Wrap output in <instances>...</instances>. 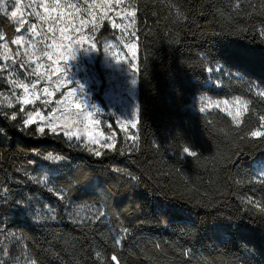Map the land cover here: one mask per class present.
<instances>
[{"label": "trees", "instance_id": "trees-1", "mask_svg": "<svg viewBox=\"0 0 264 264\" xmlns=\"http://www.w3.org/2000/svg\"><path fill=\"white\" fill-rule=\"evenodd\" d=\"M133 2L142 66L138 145L117 133V150L95 157L79 142L37 137L0 118V249L9 250L0 259L111 264L115 254L120 264H264V216L241 199L264 201V142L241 140L255 114H264V97L249 92L264 88L262 0H240L239 9L237 0ZM14 29L0 12V35L10 42ZM112 35L106 22L96 34ZM206 64L223 68L218 88L208 84ZM0 90L7 91L3 81ZM195 94L240 96L251 112L238 128L222 111L191 110ZM183 143L198 158L182 155ZM49 152L66 159L50 164ZM41 165L64 200L29 179ZM7 233L16 236L4 239Z\"/></svg>", "mask_w": 264, "mask_h": 264}, {"label": "snow or ice", "instance_id": "snow-or-ice-1", "mask_svg": "<svg viewBox=\"0 0 264 264\" xmlns=\"http://www.w3.org/2000/svg\"><path fill=\"white\" fill-rule=\"evenodd\" d=\"M122 4L124 0H29L27 5H22L21 0H14V6H4L0 0V12L18 24L14 29L15 38L10 42L0 35V41H3L0 43V81L7 88V91L0 90V118L16 122L21 130L34 129L33 134L37 137L62 136L70 143L77 141L95 157L117 150V132L113 130L105 135L99 130L105 123L109 129L115 126L134 146L138 145L141 105L137 101L136 88L142 74L135 31L138 10L134 4L129 5L131 10L123 9L121 15L115 9ZM25 7L30 9L27 20L23 15L18 16ZM233 7L239 9L240 0ZM260 7L264 15V0ZM177 15L181 14L177 12ZM116 18L127 23H117ZM105 22L119 30L121 35L101 41L95 34ZM258 34L264 38V27L258 29ZM96 53L103 54L102 61L97 59ZM205 71L219 73L223 68L206 64ZM105 80L107 86L103 87V97L98 98L93 89L102 87ZM249 92L264 97V88L259 85L250 86ZM38 103L43 107H35ZM194 105L199 106L201 113L219 108L238 128L243 126L245 116L251 112L249 102L240 96L212 101L201 95L194 99ZM105 113L109 118L107 122L102 119ZM255 115L257 122L244 130L242 141L264 142V114ZM179 150L184 156L198 158V152L189 143L181 144ZM65 159L53 152L43 156V160L50 164ZM35 163L29 161L30 165ZM129 176L136 179L131 174ZM29 179L47 186L46 173L39 177L29 176ZM48 191L60 200L65 198L63 190L48 187ZM241 199L248 206L247 210L264 216V201L252 196ZM102 215L101 212L94 219L98 220ZM3 233L4 230L0 229V235ZM15 236L16 233H7L4 239ZM116 243L120 244V241ZM0 251L4 256L9 255L6 245ZM184 255L189 252L185 251ZM109 259L111 264H120L115 254ZM0 264H6V261L0 259ZM26 264H37V261L29 260Z\"/></svg>", "mask_w": 264, "mask_h": 264}, {"label": "rangeland", "instance_id": "rangeland-1", "mask_svg": "<svg viewBox=\"0 0 264 264\" xmlns=\"http://www.w3.org/2000/svg\"><path fill=\"white\" fill-rule=\"evenodd\" d=\"M21 3H22V5H27L28 3H29V0H21ZM8 4H12L13 6H14V0H3V5L4 6H7ZM134 4V2H133V0H124V4H122V5H120V6H118V7H116V11L117 12H121V15H123V9H127V10H131L128 6L129 5H133ZM85 7H86V5H84ZM11 10V8H9V11ZM30 11V9L29 8H23V10H22V12L21 13H18V16H20V15H23V17H24V19H29V17H28V12ZM4 13V12H3ZM98 15H99V12L97 13ZM109 15H113V16H115V14L114 13H109ZM116 22L117 23H122V24H126L127 23V21L126 20H122V19H120V18H116ZM14 25H15V27H18V24H15V23H13ZM108 27H109V29L113 32V35L112 36H108V37H105V38H103L101 41H109V40H113L114 39V37H117V36H120L121 35V33H120V31L119 30H114L112 27H111V25L110 24H108ZM97 34V33H96ZM95 34V35H96ZM15 35H16V33H15ZM14 38H15V36H14ZM13 38V39H14ZM3 41H0V43H2ZM13 50L15 51V48H13ZM125 51H127V50H125ZM96 57H97V59L98 60H103V54L102 53H96V54H94ZM137 55H138V51H137ZM130 58H131V55H130ZM210 66H212V67H220V66H217V65H210ZM207 76H208V79H207V82H208V84H211V85H213V86H215L216 88H218L219 86H220V83L219 84H217V83H215L216 81H220L221 82V72H219V73H217V72H212V73H207ZM20 78L21 79H23L24 77H23V75H21L20 76ZM107 86V81L105 80L104 81V85L102 86V87H98V88H94L93 89V93H94V95H96L98 98H102L103 97V87H106ZM201 95H204V96H207L208 98H210V100H212V101H222V100H225V99H231V98H233V97H229V98H215V97H211V96H209V95H207V94H195V95H193L191 98H190V103H189V108L191 109V110H193V111H198V112H200L199 111V106L198 105H194V99H196V98H198V97H200ZM136 97H137V88H136ZM57 98H59V97H57ZM54 106V105H53ZM35 107H37V108H41V107H43L42 105H40L39 103L35 106ZM114 111H115V109H113ZM214 110H219V111H221L219 108H215V107H213V108H211V109H209L208 111H214ZM207 111V112H208ZM222 112H224V111H222ZM224 113H226V112H224ZM46 114V113H45ZM227 114V113H226ZM228 115V114H227ZM102 119L105 121V122H107L108 121V116H107V114L105 113V115L102 117ZM114 119V118H113ZM99 130L100 131H103L104 133H105V135H108V134H111V132L113 131V130H115L117 133H121V134H123V135H125L123 132H120L118 129H115V126H114V128L113 129H109V128H107V126H106V123L105 124H102L101 126H100V128H99ZM77 142V141H76ZM46 165H41L40 166V168L36 171V173L33 175V176H36V177H39V176H41V175H44L45 173L47 174V176H48V182H47V186L48 187H51L50 186V183H51V180H50V178H51V173H50V171H48L46 168H44ZM261 175V173H258L257 174V176L259 177ZM41 185V184H40ZM48 187H47V190H48ZM58 198V197H57ZM212 232H213V234H215V233H220V236L222 237V236H226L227 235V233L225 232V231H223V230H220V231H218L217 230V228H215V227H213L212 228ZM224 238V237H223Z\"/></svg>", "mask_w": 264, "mask_h": 264}]
</instances>
